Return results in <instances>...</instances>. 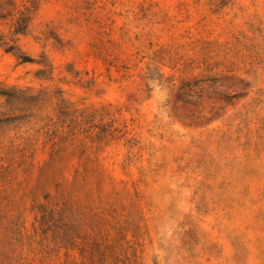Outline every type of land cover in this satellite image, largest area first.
I'll return each instance as SVG.
<instances>
[{"label":"rangeland","instance_id":"374dc122","mask_svg":"<svg viewBox=\"0 0 264 264\" xmlns=\"http://www.w3.org/2000/svg\"><path fill=\"white\" fill-rule=\"evenodd\" d=\"M6 91L0 264H264V0H0Z\"/></svg>","mask_w":264,"mask_h":264},{"label":"trees","instance_id":"16d2710c","mask_svg":"<svg viewBox=\"0 0 264 264\" xmlns=\"http://www.w3.org/2000/svg\"><path fill=\"white\" fill-rule=\"evenodd\" d=\"M8 93H10V94H8ZM0 96L1 97H7V102H12V101H16V100H18V101H20L21 99H20V96L21 97H24V95L23 94H16L14 91H12V92H8V91H6V92H0ZM17 109H20L21 111H27V107L26 106H21L20 108H17ZM73 123L74 124H78V120H74L73 121Z\"/></svg>","mask_w":264,"mask_h":264}]
</instances>
